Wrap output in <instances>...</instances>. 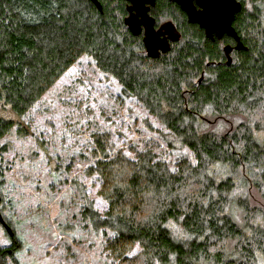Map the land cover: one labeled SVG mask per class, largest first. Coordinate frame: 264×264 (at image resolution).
Listing matches in <instances>:
<instances>
[{
	"label": "trees",
	"instance_id": "trees-1",
	"mask_svg": "<svg viewBox=\"0 0 264 264\" xmlns=\"http://www.w3.org/2000/svg\"><path fill=\"white\" fill-rule=\"evenodd\" d=\"M100 1L102 11L91 0H0V155L13 131L34 134L26 115L89 57L116 79L122 105L144 106V128L157 135L116 151L109 132L70 114L67 132L88 133L85 150L60 155L44 131L36 137L55 156L53 187L78 186L79 216L101 238L105 260L264 264V0H239L233 26L246 48L233 49L230 63L224 48L235 39L208 38L172 0L150 10L180 34L157 58L125 24L128 2ZM89 183L99 184L103 209L83 193ZM4 184L0 161V207ZM10 237L0 264H20L21 241Z\"/></svg>",
	"mask_w": 264,
	"mask_h": 264
},
{
	"label": "rangeland",
	"instance_id": "rangeland-1",
	"mask_svg": "<svg viewBox=\"0 0 264 264\" xmlns=\"http://www.w3.org/2000/svg\"><path fill=\"white\" fill-rule=\"evenodd\" d=\"M118 95L116 79L102 72L89 57H83L26 115L25 123H31L34 134L21 137L13 131L5 138L10 148L0 155L5 179L0 208L21 241L15 253L20 264H111L102 253L101 238L91 227L86 229V222L79 216L85 199L80 197L78 186L53 187L57 179L55 156L50 160L36 137L48 141L51 151L50 144H56L60 155L85 150L82 135L89 138L88 133L67 132L66 123L73 114L85 123H97L94 129L109 132L116 151L125 152L127 142L156 139L153 131L144 128L143 118L148 116L144 106L128 98L122 105ZM76 165V174L82 173L80 162ZM98 185L89 183L83 193L95 199L97 209H103L105 202L96 195ZM10 245L11 237L0 223V247Z\"/></svg>",
	"mask_w": 264,
	"mask_h": 264
},
{
	"label": "water",
	"instance_id": "water-1",
	"mask_svg": "<svg viewBox=\"0 0 264 264\" xmlns=\"http://www.w3.org/2000/svg\"><path fill=\"white\" fill-rule=\"evenodd\" d=\"M99 8L103 10L100 0H91ZM128 14L124 18L125 24L129 27L131 32L135 35L142 33L144 29V42L147 52L151 57H158L159 53H153L148 45L151 39L157 41L160 34L155 28V18L150 14V8L155 5L156 0H126ZM176 2L181 9L187 14L188 20L191 23H197L205 30L208 38L214 39L215 37L221 38L224 34L232 36L236 44L226 45L224 50L227 56V63H230L232 57L230 55L233 49H245L241 41L233 21L236 13H238L242 4L239 0H172ZM167 28L173 33V41L180 37V34L173 24L167 22ZM169 34V33H168ZM165 46L162 47L163 52L170 48V42L167 39ZM1 201V196H0ZM0 222L6 228L10 236L14 235L12 227L4 220L0 212Z\"/></svg>",
	"mask_w": 264,
	"mask_h": 264
},
{
	"label": "flooded vegetation",
	"instance_id": "flooded-vegetation-1",
	"mask_svg": "<svg viewBox=\"0 0 264 264\" xmlns=\"http://www.w3.org/2000/svg\"><path fill=\"white\" fill-rule=\"evenodd\" d=\"M158 2H159V0H156L155 5ZM155 5H153L151 8H153ZM151 8H150V10H151ZM150 14L153 16V14L151 12H150ZM153 17L155 18V28L158 30L160 36H159L157 41H155L153 39L148 41V45L150 46L152 51H154L153 53H159V56H160L163 53L162 47L165 46L166 40L168 39L170 44L174 42L173 41V33L171 32V30H169L167 28L166 24L168 21L157 20L155 16H153ZM141 34L144 38V29H143ZM153 58H157V57H153Z\"/></svg>",
	"mask_w": 264,
	"mask_h": 264
}]
</instances>
